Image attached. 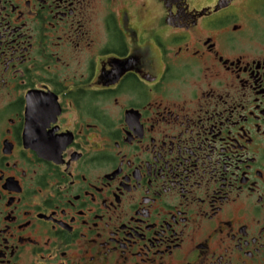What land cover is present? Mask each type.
<instances>
[{
  "label": "flooded vegetation",
  "instance_id": "1",
  "mask_svg": "<svg viewBox=\"0 0 264 264\" xmlns=\"http://www.w3.org/2000/svg\"><path fill=\"white\" fill-rule=\"evenodd\" d=\"M0 264H264V0H0Z\"/></svg>",
  "mask_w": 264,
  "mask_h": 264
}]
</instances>
